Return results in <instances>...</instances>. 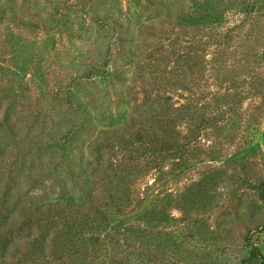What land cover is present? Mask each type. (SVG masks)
<instances>
[{"label":"rangeland","instance_id":"obj_1","mask_svg":"<svg viewBox=\"0 0 264 264\" xmlns=\"http://www.w3.org/2000/svg\"><path fill=\"white\" fill-rule=\"evenodd\" d=\"M16 1L24 8L21 14L34 13L44 29L22 34L2 59L0 229L8 243L0 254L5 261L36 264L34 257L14 249L32 237L45 239L47 254L58 264H140L136 254L142 249L145 254L158 249L161 264H241L248 255V240L261 244L264 253V202L256 188L264 178V93L256 96L251 87L253 76L264 80V48L254 34L256 27L236 28L230 50L228 44L219 49L210 45L181 58L179 72L172 76L183 84L196 80L209 96H222L219 101L211 97L208 114L217 104L223 111L232 106L257 125L248 131L225 129L226 118L221 119L217 129H208L199 140L198 159L187 166L164 161L159 169H150L144 159L134 163L135 169H108L114 164L108 161L110 144L124 141L135 129V118L139 123L136 114L143 112V105L157 100L153 95L147 100L139 88L154 71L147 57L150 47L167 34L173 37L170 30L179 28L175 21L181 16L201 31L204 26L211 30L210 19L223 14V33L243 17L242 9L231 7L229 0L214 13L208 0H30L23 6V0ZM63 18L68 20L67 31L58 33ZM114 31L125 41L121 48L112 39ZM109 46L114 66L126 70L115 79L117 91L101 78L79 79L71 90L75 105H66V91L54 97L51 85L82 76ZM228 52L236 66L221 72ZM235 76L242 86L238 90L230 89ZM186 86L168 89L179 107L186 105L178 99L185 96L180 92L190 96ZM22 99L27 107L19 106ZM78 99L85 105L78 107ZM86 104L88 114L81 110ZM146 126L151 137L162 136L157 119ZM70 128L76 133L67 138ZM69 199L85 206L84 217L93 224L82 226L74 216L67 222L57 214V205ZM118 200L123 203L119 222L130 228V237H113L115 242L107 243L96 224L97 205ZM22 213H31L27 217L36 223L25 227ZM7 214L15 220L4 225L2 216Z\"/></svg>","mask_w":264,"mask_h":264},{"label":"trees","instance_id":"obj_2","mask_svg":"<svg viewBox=\"0 0 264 264\" xmlns=\"http://www.w3.org/2000/svg\"><path fill=\"white\" fill-rule=\"evenodd\" d=\"M28 1L30 0H23L21 6L25 5ZM208 2L213 3L211 9L214 13L219 10L217 7L220 8L223 5L224 0H208ZM229 2L232 3L231 7H235L240 10L242 9L241 12L243 17L238 19V22L234 24V27H228L225 29V32H220L219 28H224L221 23V21H223V14H221V17L218 14V16H213L210 19L211 30H209V27L204 26L201 31H196L193 25L184 23L183 20L185 19L181 16L175 21L176 26L178 25L179 28L175 27L176 29L174 28L170 30L172 34L174 33V36L172 37L170 34H167L166 38H161L155 47H150L153 50L147 57L154 71L150 73L149 79L142 82L139 88L140 92L145 93V97L148 98L147 100H150L151 95L155 96L157 100L153 103L147 102L146 105H143V112L141 114L139 112L136 114V117L139 119V123L135 118V125L133 127L135 129L129 132L128 137L124 141L120 140L117 143L115 142L110 144V152L112 156L108 159V161L111 162L113 160L114 164L112 163V166H108L109 171H116L119 167L135 169L136 167L134 166V163H140L144 159L149 160L150 169H159L164 161H178L181 163V166H187L190 161L198 159L197 155L200 153V149H202L199 140L204 138L208 129H217L219 123L222 121L221 119L226 118L223 123L225 129L231 128L230 126H232L235 127V129L243 127L244 131H248L250 128L257 125L255 119L250 117L243 118L232 108V106H230L228 111H223L218 109L220 104H217L215 106L217 110L208 114L207 111L211 107L209 101L211 97L214 96L212 99L216 100L217 97L222 99V96H218V93L213 94V96H209V94L201 90L203 86L196 80H189L185 82L188 86H186L184 90L190 91V96H186V94L180 92L185 96H179L178 99H181V101L186 100L185 106L179 107L177 102L179 104L181 103L179 100L175 99L173 93H170L168 90L171 87L174 88L179 85H185L172 76L173 72H179V66L182 65L180 62L181 58L187 57V55L188 57H191L193 54H196L197 51H200L204 49V47H208L210 45H216L219 49L220 47L224 48L228 44V50H230L234 47L231 43L233 44L235 42L234 34L236 32V28L241 29V27L246 24L256 27L254 34L258 36L259 40L263 41L262 47L264 48V0H229ZM80 4L88 11L85 3ZM21 9L24 8H21L16 0H0V73L5 69L6 65L5 61L2 59L7 55H10V48L12 46H16L15 40L22 37V34L30 35L33 30L41 29L42 27L34 20V13L30 14L29 12H26L21 14L19 11ZM221 13L225 14L226 10H223ZM25 14H29L27 15L28 18ZM168 15H171L169 17H172L173 15L170 10H168ZM67 24L68 20L63 18L60 25L63 29L58 30V33H61L63 30L66 32L67 30L65 27ZM180 27H184V30L181 31ZM42 29H44V27H42ZM243 29H245V26ZM118 33L119 32L114 31L112 39L115 43L120 45L118 48H121L125 41L120 38ZM110 47L111 46L108 47V55L105 54L101 59H99V61H97V63H93L82 76L73 78L70 82H60V84L56 87L51 85L50 87H53L52 91L54 93L52 92V94L54 97L59 96L63 91H66L64 92L67 97L66 105L69 103L70 105H75V103L72 102L75 95H71V90L72 85L78 83L79 79L95 80L96 78H101V80L107 81L108 84H112V91H117L116 88L118 83H116L115 79L126 70L124 68L122 69L121 67L123 66H120V64L119 67L117 65L116 67L114 66L113 60L115 61L116 59L113 58L114 53ZM225 56L226 58H223V63H221V72H225L230 67L236 66L235 61L231 58L230 52L225 54ZM262 57H264V49ZM9 66L13 67L12 64H9ZM34 71L36 72V70ZM235 78L236 76L231 79L232 84L230 89L232 90H238L242 87L241 85L235 83ZM1 80L2 79H0V81ZM131 87L133 90L136 88L135 85ZM251 87L254 89V94L256 96L262 95L264 93V80L260 77L253 76ZM198 89L202 92H198ZM56 99L58 98L53 100ZM22 100L23 102L19 106L27 107L25 102L26 99ZM217 101L219 100L217 99ZM76 102L78 107L85 105L81 99L76 100ZM238 103H241V100L236 102V104ZM177 106L179 107L178 110L175 109ZM81 110L86 114L90 112L88 104H86V106ZM134 117L135 115L131 118L133 119ZM89 118H91L90 115L87 116L88 122L91 121ZM152 119H157V122L162 123L160 131L162 136L155 133L154 136L151 137L150 128L146 126V124ZM140 124L143 126L138 128ZM182 124L184 130L181 128ZM76 129H79V127ZM67 132V138H70L72 134L74 135L76 133V131L71 128ZM175 134H179V136L171 138ZM256 188L260 199L264 202V178L256 186ZM69 200L70 201L67 200L64 204L59 203L57 205V214H61V218H64L67 222H70L69 217L74 216L78 219L77 221L80 222L82 226L91 223L93 224V222H89L84 217L82 210H85V206L76 203L73 199ZM122 204L118 200V202L109 203L106 207L103 205H97V213L100 214V218L102 217L103 221L99 218L96 224L100 233L103 232V237L106 239L107 243L115 242L112 241L113 237L123 236L125 239L130 237V228L122 224V222H119V214L123 207ZM91 206L93 205H90L89 207ZM22 215H25L24 217L27 218L24 220L26 221L24 222L25 227L36 223L33 220V216L27 217L30 216L31 213H22ZM2 219L5 221L3 222L4 225H7L8 223H11L12 220H15V218H12L10 214L2 216ZM66 228H69V226ZM1 232L2 229H0V249L4 251V247H6V243H8V241H5V237L1 234ZM247 239H250V235L247 236ZM27 241L29 242L22 244L23 247H20L19 244L15 245L14 249L18 255L28 253L35 258H33V261L36 262V264H58L54 261L56 258L54 255L47 254L45 239L32 237ZM248 244V255L241 261V264H264V253L261 244L255 243L251 240H248ZM138 251V255L135 253L138 263L161 264L158 257V249L150 251L148 254H145L144 249H142L141 252L140 250ZM62 253L63 251H59L57 254L62 257ZM61 260L62 259L60 258L59 261ZM0 264H9L5 261L4 256L1 254Z\"/></svg>","mask_w":264,"mask_h":264}]
</instances>
